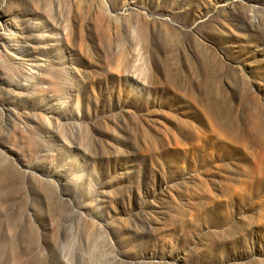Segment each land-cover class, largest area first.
Masks as SVG:
<instances>
[{"label": "rangeland", "instance_id": "obj_1", "mask_svg": "<svg viewBox=\"0 0 264 264\" xmlns=\"http://www.w3.org/2000/svg\"><path fill=\"white\" fill-rule=\"evenodd\" d=\"M0 264H264V0H0Z\"/></svg>", "mask_w": 264, "mask_h": 264}]
</instances>
